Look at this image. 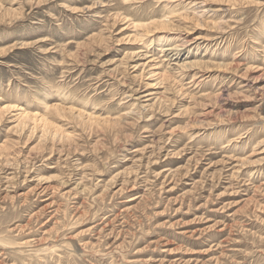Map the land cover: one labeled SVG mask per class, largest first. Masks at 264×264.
Here are the masks:
<instances>
[{"label": "rangeland", "instance_id": "obj_1", "mask_svg": "<svg viewBox=\"0 0 264 264\" xmlns=\"http://www.w3.org/2000/svg\"><path fill=\"white\" fill-rule=\"evenodd\" d=\"M0 264H264V0H0Z\"/></svg>", "mask_w": 264, "mask_h": 264}, {"label": "bare ground", "instance_id": "obj_2", "mask_svg": "<svg viewBox=\"0 0 264 264\" xmlns=\"http://www.w3.org/2000/svg\"><path fill=\"white\" fill-rule=\"evenodd\" d=\"M175 42V40H174V37L173 38H170V40H168V38H167V40L165 41V42H162L160 45H161V47H160V50L162 51V52H171V51H176V50H178L179 48H178V46H180V44H178V43H174ZM146 52V51H145ZM162 54V53H161ZM177 53L175 52V55H176ZM145 56V58H147V62H145L144 63V65H150V63L149 62H152V61H154V57L152 56V55H146V54H144ZM167 55V54H166ZM168 56V55H167ZM168 58V57H167ZM168 60V59H167ZM174 63H176L175 61H174ZM172 64V63H171ZM186 65V64H185ZM151 66V65H150ZM181 66V65H180ZM153 67V66H152ZM147 95V94H146Z\"/></svg>", "mask_w": 264, "mask_h": 264}]
</instances>
